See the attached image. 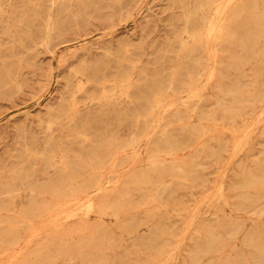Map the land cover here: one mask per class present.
<instances>
[{
	"label": "rangeland",
	"instance_id": "1",
	"mask_svg": "<svg viewBox=\"0 0 264 264\" xmlns=\"http://www.w3.org/2000/svg\"><path fill=\"white\" fill-rule=\"evenodd\" d=\"M211 1L0 0V264L264 263V0Z\"/></svg>",
	"mask_w": 264,
	"mask_h": 264
},
{
	"label": "bare ground",
	"instance_id": "2",
	"mask_svg": "<svg viewBox=\"0 0 264 264\" xmlns=\"http://www.w3.org/2000/svg\"><path fill=\"white\" fill-rule=\"evenodd\" d=\"M218 1V0H217ZM204 2V1H203ZM216 2V1H215ZM212 4H214L211 0H205V3L204 4H200L198 7L200 8V9H203V6L204 5H206V6H210V5H212ZM204 12V11H203ZM214 20H216L217 22H220V10H217V12H216V15H215V18H214ZM199 22H197V24H198ZM202 23V22H201ZM190 27H192V26H190ZM195 28H197L196 26H193V29H195ZM214 29H215V27H214ZM190 30H192V29H190ZM189 31V30H188ZM191 33V32H190ZM196 33V32H195ZM222 33V32H221ZM254 33H257V32H254ZM260 33V32H259ZM220 34V33H219ZM256 35V34H255ZM207 38V37H206ZM209 38H211V37H209ZM204 39H205V37H204ZM209 41V43H210V39H208L207 40V42ZM205 42V41H204ZM203 42V43H204ZM220 43V42H219ZM205 45V44H204ZM206 45H208V43H206ZM210 46V45H209ZM198 47V46H197ZM194 48H196V47H194ZM208 49H210V47L208 48ZM198 50V49H197ZM202 50V49H201ZM191 51V50H190ZM213 51V50H212ZM197 52V51H196ZM195 52V53H196ZM194 53V52H193ZM208 53V52H207ZM192 55H194V54H192ZM214 57H215V55H214ZM191 59H192V56H191ZM194 59V58H193ZM199 59V58H198ZM194 65V64H193ZM192 65V66H193ZM193 72H195L194 70H192ZM190 79V78H189ZM193 80V79H192ZM123 81H126L127 83H129L130 82V79L129 78H127V79H124ZM189 81V80H188ZM186 86H189V89L191 88V84H188V85H186ZM262 89V88H261ZM188 90V89H187ZM159 94V96H161L162 94H160V93H158ZM162 99H161V97H159L157 100H156V103L158 104V103H160V101H161ZM264 116V115H263ZM262 117V116H261ZM211 125H213L212 123H211ZM193 127H195V126H193ZM198 130V129H197ZM192 131V130H191ZM190 131V132H191ZM225 131V130H224ZM189 132V133H190ZM192 133V132H191ZM193 134V133H192ZM166 139V138H165ZM240 140V139H239ZM171 140H166L165 141V145L166 146H168V148H167V152L169 153V154H174V157H175V152H178L179 150H181V149H179L178 148V146H177V144L176 143H172V142H170ZM174 141V140H173ZM164 143V142H163ZM162 143V144H163ZM177 143H179V142H177ZM183 144V143H182ZM181 145V144H180ZM183 146H185L184 144H183ZM108 148H109V146H108ZM105 149H107V148H105ZM109 149H111V148H109ZM179 149V150H178ZM100 150V149H99ZM166 150V149H165ZM166 152V151H165ZM110 154V153H109ZM112 154V153H111ZM99 156V155H98ZM105 156V155H104ZM177 156V155H176ZM94 157V156H93ZM92 157V164H93V169H94V171L96 172L94 175H93V177H91L87 182H84V183H82V184H79V185H77V186H73V185H67V186H59V187H57V188H55V189H53L52 191H48V189L45 187V186H42L41 188L39 187V188H35V186L34 185H32V182L31 181H27V186H26V188H24V190L25 191H27V192H29L30 193V195L32 194V193H35V195H36V193L38 194V196H40L39 198H42V197H44L45 199H46V195L49 193V194H51V196L53 197V199H54V201L53 202H55V204H56V206H60L61 204H64V203H70V204H73L74 205V203L76 202H78V201H75V200H77L78 198H80V200H81V202L83 201V202H85V204H86V206H87V208L88 209H92V210H94V208H97V206L99 207V206H102V204H99V205H97L98 204V202H96V196L99 194V196H100V193H102V191H104L105 189H106V182H104L103 180H102V178L100 177V169H101V160H100V158L99 157H94L93 158ZM173 157V156H172ZM176 162V161H175ZM178 163V162H177ZM183 163H185V161L183 162ZM181 164V163H180ZM111 167V166H110ZM179 167V166H178ZM174 169H175V167H174ZM179 169V168H178ZM139 170V169H138ZM172 170V169H171ZM184 170V169H183ZM62 171L63 172H66V174H67V172L69 171H71V173L73 172V169H70L68 166H66V165H64L63 164V167H62ZM179 172H180V170H179ZM187 172H188V170H187ZM136 173H137V171H136ZM186 173V172H185ZM76 176V175H75ZM165 176H168V174L166 175V169L164 168L162 171H160V172H157L156 170H152V171H149V170H146V171H144V172H141V174H139L138 175V185H140V187H142L143 189H148V188H150L151 186H158V185H161V184H163L164 183V178H165ZM73 177V175L71 176V179H73L72 178ZM55 178V177H54ZM32 179V178H31ZM154 179V180H153ZM45 180V179H44ZM78 180V179H77ZM76 180V181H77ZM62 183H65V182H62ZM62 183H59V184H62ZM70 183V182H69ZM76 183V182H75ZM111 183V182H110ZM217 183V182H216ZM24 184V183H23ZM152 189H154V188H152ZM37 191V192H36ZM154 194V193H153ZM28 195V194H27ZM102 195H103V193H102ZM99 196H97V197H99ZM147 196H148V194H147ZM50 197V196H49ZM52 197H50V198H52ZM155 197V196H154ZM30 197H28V199H29ZM206 198V197H205ZM43 200V201H46V200ZM66 199V200H65ZM157 199V198H156ZM52 201V200H51ZM157 201V200H156ZM74 202V203H73ZM104 202H105V200H104ZM200 202V201H199ZM252 202V201H251ZM38 203V202H37ZM36 203V204H37ZM35 204V201H33V199H31L30 201H29V203H28V207L25 209L24 207V209L23 210H21L20 211V218H21V220H22V222L23 223H25V224H31L33 221H34V218H35V213H36V209L38 208V207H40V205L35 209L34 208V206L36 205H34ZM39 204V203H38ZM54 204V203H53ZM84 204V205H85ZM248 204H252V203H249L248 202ZM43 205V204H42ZM41 205V206H42ZM107 207V206H106ZM44 208V207H43ZM47 208V207H46ZM155 208V207H154ZM45 209V208H44ZM43 209V210H44ZM114 209V208H113ZM42 210V211H43ZM53 210V209H52ZM70 211V210H69ZM76 211V210H75ZM96 211H97V209H96ZM106 211H109V210H107L106 209ZM44 212V211H43ZM42 212V213H43ZM74 212V211H73ZM93 213H94V211H92ZM38 213H40V212H38ZM42 213H40V214H42ZM69 213V212H68ZM96 213V212H95ZM39 214V215H40ZM73 214V213H72ZM65 215H67V214H65ZM64 215V217L66 218V217H68V216H65ZM71 215V214H70ZM111 215V214H110ZM227 215V214H226ZM48 217V216H47ZM63 217V218H64ZM36 218H39V217H36ZM57 220H59V219H57ZM208 221V220H207ZM54 222H56L55 220H54ZM23 227V226H22ZM27 227V226H26ZM24 229H28V228H24ZM39 229V228H38ZM40 229H42V227L40 228ZM39 229V230H40ZM11 230H12V228H11ZM17 232V231H16ZM19 232V231H18ZM43 232V231H42ZM12 233H13V231H12ZM15 234L16 233H14V236H15ZM31 234H33V233H31ZM2 235V234H1ZM25 235H28L27 233L25 234ZM34 235V234H33ZM31 236V235H30ZM11 237H13V235L11 236ZM17 237V236H16ZM2 238V237H1ZM14 238V237H13ZM30 238V237H29ZM29 238H27L26 237V239H29ZM155 238V237H154ZM16 239V238H15ZM13 240V239H12ZM4 242H5V240H3ZM17 241V240H16ZM28 241V240H27ZM26 241V242H27ZM245 241V240H244ZM8 242V241H7ZM28 243V242H27ZM246 243V242H245ZM248 243V242H247ZM246 243V244H247ZM250 243V242H249ZM248 243V245L250 246V244ZM12 244V243H11ZM243 244V243H242ZM1 245V244H0ZM13 245V244H12ZM26 245V244H25ZM244 245V244H243ZM8 246H10V245H8ZM248 246V247H249ZM39 247H40V245H39ZM245 247H247V246H245ZM20 249V248H19ZM29 249H30V247H29ZM39 249V248H38ZM43 249V248H42ZM30 251V250H29ZM29 251L27 252V253H29ZM39 251H40V249H39ZM263 251V250H262ZM31 253V252H30ZM79 253V252H78ZM77 253V254H78ZM264 253V252H263ZM34 254V253H33ZM76 254V255H77ZM25 255V254H24ZM36 255V254H35ZM30 256V255H29ZM38 256V255H37ZM37 256H35V257H37ZM81 256V255H80ZM264 256V255H263ZM21 257H23V256H21ZM31 257V256H30ZM35 257H33L34 259H35ZM20 258V257H19ZM18 258V259H19ZM261 258V257H260ZM259 258V259H260ZM264 258V257H263ZM17 259V258H16ZM241 259V258H240ZM244 259V258H243ZM19 260H21V259H19ZM36 260V259H35ZM39 260V259H38ZM249 260H251V259H249ZM18 261V260H17ZM26 261H28V260H26ZM25 261V262H26ZM42 261H44V260H42ZM25 262H23V264L25 263ZM34 262V261H33ZM40 262V261H39ZM256 262H258V261H256ZM260 262V261H259ZM16 263V262H15ZM14 263V264H15ZM31 263V262H30ZM36 263H37V260H36ZM36 263H34V264H36ZM16 264H19V263H16ZM40 264V263H39ZM252 264H255V263H252ZM264 264V263H263Z\"/></svg>",
	"mask_w": 264,
	"mask_h": 264
}]
</instances>
